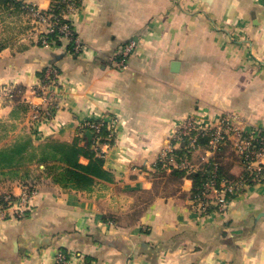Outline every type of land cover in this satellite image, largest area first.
<instances>
[{
    "label": "crops",
    "instance_id": "obj_1",
    "mask_svg": "<svg viewBox=\"0 0 264 264\" xmlns=\"http://www.w3.org/2000/svg\"><path fill=\"white\" fill-rule=\"evenodd\" d=\"M18 1L28 15L56 2ZM76 2L69 18L79 51L63 37L0 50V83L25 88L21 98L0 99V192L19 197L32 187L28 209L0 215V264H56L65 248L76 264H264V180L237 185L226 211L215 203L202 211L191 173L219 157L239 167L227 178L239 182L246 166L227 160L232 142L217 154L178 136L188 120L215 129L229 118L233 143L264 126V0ZM52 62L57 104L38 123L31 106L43 100L34 88ZM90 120L115 127L102 145L111 178L65 186L52 146L72 143ZM187 147L185 174H173L171 149Z\"/></svg>",
    "mask_w": 264,
    "mask_h": 264
},
{
    "label": "built area",
    "instance_id": "obj_2",
    "mask_svg": "<svg viewBox=\"0 0 264 264\" xmlns=\"http://www.w3.org/2000/svg\"><path fill=\"white\" fill-rule=\"evenodd\" d=\"M61 9L59 12H54L52 10H40L35 7H31L30 14L34 21L38 22L41 25H45V29L42 31L41 35V44L43 46H50L53 43V40L49 38V34L58 30L61 32L62 37L69 39L70 41L74 42V51L77 52L81 49V43L76 36V32L74 30L73 23L69 18V15L72 14L77 8L76 0H59ZM135 42L132 41L127 44L124 48V54L128 55L134 48ZM124 61V59L122 60ZM59 72L54 67H48L43 74V78L39 80V86L36 89L38 94L41 97H45V93L47 89L55 85H52L51 80L53 82L57 79ZM42 84V85H41ZM2 87V86H1ZM15 85L11 84L8 85L6 91L9 93L13 92ZM52 91V89H51ZM52 97H56V93L52 91ZM54 104L50 108V113L54 108ZM39 114L36 113L35 116ZM229 118H223L220 124L214 129H209L205 127H198L193 121L188 120L186 124L179 130L178 136L180 139H185L186 136L189 137L190 146H196L198 144V139L200 134L202 135H209V140L205 144L208 146L211 152L217 153L221 148L224 147L227 140L229 139L228 135L229 132L232 131L229 126ZM104 124L107 126L109 130V138H113L115 127L112 124H106V122L99 121V120H91L87 121L84 125L86 126V131H89L91 135H93L94 146L97 143H101L102 136L100 132ZM108 138V139H109ZM235 143V150L242 154L243 161L246 166V175L242 177L239 182L230 181L227 178H224L220 185H218V175L221 166V162L219 159H213L208 162V164L212 165V169L210 171V178L207 183H205L203 189L197 195V199L201 200L200 204L203 208H206L211 203H215L219 211H226L229 206V201L226 200L227 191L231 193L237 190V185H246L247 183L251 184L257 181L264 180V126L259 128H254L253 130L248 131L247 133H239ZM168 161L171 164H175L178 168H185L187 167L184 165V162L181 163L178 161L177 156L174 153V149H171V154L168 157ZM249 180H251L249 182ZM213 186L214 188L210 190L209 185ZM0 201H4V203L8 204H16L17 208L20 209L22 212L28 209V205L30 204V194L27 192H23L21 196L14 198V195L5 194L0 199ZM4 203L0 204L2 206ZM1 214H5L4 210L0 209ZM56 264H76L68 257V255L60 251L57 255ZM80 264H96L94 261H85L80 262Z\"/></svg>",
    "mask_w": 264,
    "mask_h": 264
},
{
    "label": "trees",
    "instance_id": "obj_3",
    "mask_svg": "<svg viewBox=\"0 0 264 264\" xmlns=\"http://www.w3.org/2000/svg\"><path fill=\"white\" fill-rule=\"evenodd\" d=\"M56 2L53 3L52 11L59 12L61 9L62 4L58 2L59 0H55ZM0 5L4 6V8L8 9L11 7L19 8L21 7V2L18 0H0ZM49 38L53 40V43L55 44H61L62 43V34L58 30H55L54 32L49 34ZM68 49L71 52L74 51V42L70 41L68 45ZM54 67L58 68V65L56 63H50V65L45 66L41 71L40 74L43 75L48 67ZM85 138L81 136H77L76 139L72 143H56L53 144V149H55L56 155L59 154V160L63 163L62 167L63 170L61 172L62 177H59L58 179L65 183V186H72V187H78V188H87L94 184L96 179H106L110 180L111 174L110 172L105 169V157L100 152L99 149L95 148L94 146V140L93 138L89 137L87 135H90L89 131L86 132ZM100 135L102 136L101 141L102 142H112V138H109V131L107 129V126L104 124L102 131L100 132ZM109 138V139H108ZM209 135H202L200 134L199 142L202 144H205L209 140ZM82 140H85L84 145H80V142ZM187 143V141H186ZM189 148H182L181 150H174L178 161H181V157L187 156L190 154ZM81 157H87L89 161L87 163H83L80 161ZM159 166L161 164L159 163ZM173 167L172 173L176 174L178 176H183L185 174V170L180 169L178 167ZM212 169L211 164H207L204 168L200 170H195L191 173V178L193 179V188L191 190V198H197V195L200 193V191L203 189L205 183L208 182L210 178V171ZM246 175V173H245ZM232 175L228 173L225 166L221 165L218 175V185H220L221 181L224 178H229ZM251 180H249L250 182ZM209 184V182H208ZM210 190H212L214 187L209 185ZM232 194L230 191H227L226 194V200H231ZM214 206L209 205L207 209L209 211H212ZM67 255L69 253V250L67 248L62 250ZM87 259V258H86ZM87 261H90V259H87Z\"/></svg>",
    "mask_w": 264,
    "mask_h": 264
},
{
    "label": "rangeland",
    "instance_id": "obj_4",
    "mask_svg": "<svg viewBox=\"0 0 264 264\" xmlns=\"http://www.w3.org/2000/svg\"><path fill=\"white\" fill-rule=\"evenodd\" d=\"M41 26H42L41 24H39L38 22L33 20L31 15L26 14V12L22 9V7H19V8L11 7V8L5 9L4 6L0 5V50L4 49V47H10L12 49H15L16 51H20V50L26 49L28 46H30L36 42L41 44V35H42V30H43V28ZM43 77L44 76L40 74L39 80H41ZM58 77H59V74H58V76H56L57 79L54 82H53V80H51L50 83H52V85H56ZM38 82H40V81H38ZM8 85H11V83H0V99L8 101V100H15L18 97L21 98L22 92H24L25 88L23 86L19 87L16 85L15 88L13 89V92L8 94V91H6V88ZM38 86H39V83L34 88V92L39 98H41L43 100L42 101L43 106H42V108H38L36 106H33V104H32L31 107H33L32 120L33 121L35 120L39 123L42 121H48L50 119V108L53 104H55V105L57 104V102H56L57 97H55V98L52 97V91L53 90L51 91L50 88L47 89V92L45 93V97H41L38 94V92L36 91ZM36 113H38L39 115L35 116ZM85 129H86L85 125L80 127V135L79 136H81L82 138L83 137L85 138V134H84V132H86ZM92 137H93V135H91V138ZM228 137H229V139L227 140L226 144L224 145V146L228 147L226 151H228L230 149L229 148L230 142H232L231 144L233 146H235V143H233V141H231L229 135H228ZM81 142H83L85 144V140H82ZM104 143L105 142L95 144V148L99 149L102 154H103L102 145ZM219 152H220V150L217 152V154ZM234 153L235 154H233V151L230 150L228 153L229 154L228 157H230L231 159H227V160L231 161V162L239 160L242 163H244L242 154L239 153L237 150L234 151ZM43 154H46V151ZM217 159H220V158L218 157ZM161 160L165 161V159H161ZM231 162H229V163H231ZM56 163H62V162L60 160H58ZM235 168L236 167H234L233 165L229 166V169L227 168L229 170L228 173H230L233 177H235L237 175L234 172H236L237 168H239V167H237L236 169ZM50 169H53L51 164H50ZM245 172H247V170H245ZM168 177L170 178L171 176H168ZM171 178L176 179L177 177L172 176ZM31 190H32V187L29 184L26 192L30 194ZM10 193L11 192H9V191L0 192V199L3 197V195L10 194ZM32 193H34V191H32ZM30 196H31V194H30ZM14 198H17V197L14 195ZM194 200L199 201V203L201 201L197 198H194ZM2 203H4V201H0V204H2ZM209 205H214V203H211ZM199 207L204 212L208 210L206 208H203V206L201 204ZM0 209L5 211L4 215L0 213L1 217H3V218H6L10 214L22 213V211L20 209H18L16 204H14V203L12 205L8 204V203H4L2 206H0ZM83 259H85V258L83 257ZM85 261L86 260L81 261V263L85 262Z\"/></svg>",
    "mask_w": 264,
    "mask_h": 264
},
{
    "label": "water",
    "instance_id": "obj_5",
    "mask_svg": "<svg viewBox=\"0 0 264 264\" xmlns=\"http://www.w3.org/2000/svg\"><path fill=\"white\" fill-rule=\"evenodd\" d=\"M180 64H181L180 61H178V60H174V61L172 62V70H174V71H178V70L180 69Z\"/></svg>",
    "mask_w": 264,
    "mask_h": 264
}]
</instances>
